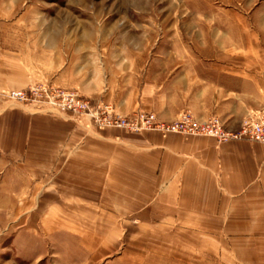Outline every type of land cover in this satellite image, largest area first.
Returning <instances> with one entry per match:
<instances>
[{
  "label": "crops",
  "instance_id": "crops-1",
  "mask_svg": "<svg viewBox=\"0 0 264 264\" xmlns=\"http://www.w3.org/2000/svg\"><path fill=\"white\" fill-rule=\"evenodd\" d=\"M54 46L45 61L50 79L121 113L152 110L170 120L186 109L200 119L215 114L233 131L264 104L256 49L199 54L159 43L150 49L141 38L108 59L70 40L62 50ZM5 47L0 44V90L24 87L32 79L27 57ZM0 149L25 170L20 183L34 186L29 200L48 201L50 230L62 229L61 215H135L148 230L172 233L176 249L207 254L233 248L221 259L264 264V143L92 128L69 114L28 109L0 95ZM59 200L78 207L60 215ZM181 235L187 237L183 246Z\"/></svg>",
  "mask_w": 264,
  "mask_h": 264
},
{
  "label": "rangeland",
  "instance_id": "rangeland-1",
  "mask_svg": "<svg viewBox=\"0 0 264 264\" xmlns=\"http://www.w3.org/2000/svg\"><path fill=\"white\" fill-rule=\"evenodd\" d=\"M141 38L150 49L159 43L167 48L192 49L199 54L208 50L256 49L260 57L254 60H259L264 68V0H0V44L23 55V59L27 57L25 60L32 73L31 81L24 87L4 88L0 95L28 109L69 114L87 127H116L132 132L155 130L166 134L169 131L143 127L144 120L137 121L135 129L115 125L100 128L92 120V114L84 112L79 118L77 112L64 108L61 92L72 91L89 99L92 108L88 112L99 116L106 113L108 107L111 114L131 118L152 114L163 122L176 119L183 111L192 113L183 109L170 120L159 119L152 110L121 113L110 104L96 102L77 88L51 80V70L48 73L46 70L45 61L51 55L52 44L60 50L70 40L85 44L91 54L101 52L113 59L128 46L132 48L133 42L139 45ZM55 76L58 74L54 73ZM39 85L52 93L28 101L8 94L10 90ZM3 151L0 149V264H235L230 259H221L227 255L226 251L234 254L233 248L219 250V253L212 250L207 254L199 248L176 249L172 233L148 230L151 226L144 225L135 215H61V210L66 214H71L73 208L76 211L77 201H56L61 215L57 219L63 221L62 229L50 230L54 220L45 217L48 201L29 200V191L34 186L20 183L25 179L23 170L13 154ZM42 187L40 191L45 186ZM151 224L155 225V221ZM180 240L183 246L187 237L181 235Z\"/></svg>",
  "mask_w": 264,
  "mask_h": 264
},
{
  "label": "built area",
  "instance_id": "built-area-1",
  "mask_svg": "<svg viewBox=\"0 0 264 264\" xmlns=\"http://www.w3.org/2000/svg\"><path fill=\"white\" fill-rule=\"evenodd\" d=\"M49 92L51 91H49L47 87L39 85V87L31 86L28 89L10 90L8 94L20 101H28L36 100L43 94L47 96ZM61 94L63 95L62 105L64 108L77 112L76 114L79 118L84 112L92 114V120L100 128L106 125H115L135 129L138 128L137 121L144 120L141 123L143 127L157 129L161 132L175 131L190 135L210 136L218 142L230 139H246L264 143V104L260 108L246 114L241 120L239 128L231 131L225 129L216 116L198 119L188 111L180 112L176 119L169 122L158 121L152 114L143 117L139 116L138 118H136V116L131 118L128 116L111 114L109 112V107L106 109V113L104 112V114L99 116L96 113L88 112L92 108L89 99L81 97L72 91H62ZM50 101L52 102L53 100L50 99Z\"/></svg>",
  "mask_w": 264,
  "mask_h": 264
}]
</instances>
